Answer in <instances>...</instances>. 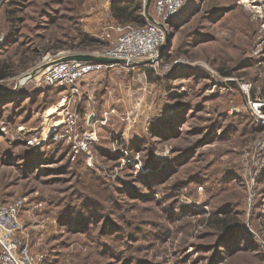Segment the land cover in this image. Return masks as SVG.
I'll list each match as a JSON object with an SVG mask.
<instances>
[{"label": "rangeland", "instance_id": "rangeland-1", "mask_svg": "<svg viewBox=\"0 0 264 264\" xmlns=\"http://www.w3.org/2000/svg\"><path fill=\"white\" fill-rule=\"evenodd\" d=\"M153 8L0 0V201H23L17 258L264 264V0H181L154 61L102 67L76 90L40 82Z\"/></svg>", "mask_w": 264, "mask_h": 264}, {"label": "built area", "instance_id": "built-area-1", "mask_svg": "<svg viewBox=\"0 0 264 264\" xmlns=\"http://www.w3.org/2000/svg\"><path fill=\"white\" fill-rule=\"evenodd\" d=\"M181 4V0H154L153 15L146 18L142 25L125 24L119 26L117 35L111 44L92 52L95 57L109 58L115 61L102 63L93 60L55 59L44 69L40 82L46 85H65L77 89L79 82L95 70L102 67L134 65L141 62H152L165 40L164 20L173 14ZM67 118L72 122L73 116ZM92 132H84L79 141L80 148H87L93 139ZM23 201L11 203L0 201V263L31 264V258L23 252L21 258L14 255L16 247L15 233L20 229V211Z\"/></svg>", "mask_w": 264, "mask_h": 264}, {"label": "trees", "instance_id": "trees-1", "mask_svg": "<svg viewBox=\"0 0 264 264\" xmlns=\"http://www.w3.org/2000/svg\"><path fill=\"white\" fill-rule=\"evenodd\" d=\"M112 8L114 10V15L116 18L119 19L121 22L127 21H139V16L137 15V9L135 8L134 4H130L127 7H118L117 5L113 4ZM142 24V23H141ZM139 24V25H141ZM8 66L5 65L4 68H0V79H3L7 75ZM219 228L220 230L227 232L232 231L233 229H237L239 224L235 221H226V219H219Z\"/></svg>", "mask_w": 264, "mask_h": 264}, {"label": "water", "instance_id": "water-1", "mask_svg": "<svg viewBox=\"0 0 264 264\" xmlns=\"http://www.w3.org/2000/svg\"><path fill=\"white\" fill-rule=\"evenodd\" d=\"M63 59H77V60H93V61H97V62H102V63H111L115 60L113 59H109V58H102V57H95V56H85V55H81V56H75V57H66Z\"/></svg>", "mask_w": 264, "mask_h": 264}, {"label": "crops", "instance_id": "crops-1", "mask_svg": "<svg viewBox=\"0 0 264 264\" xmlns=\"http://www.w3.org/2000/svg\"><path fill=\"white\" fill-rule=\"evenodd\" d=\"M84 79V78H83ZM81 82V81H80Z\"/></svg>", "mask_w": 264, "mask_h": 264}]
</instances>
